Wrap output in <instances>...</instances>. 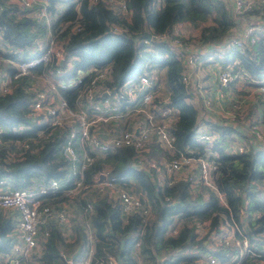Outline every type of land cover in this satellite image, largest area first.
<instances>
[{
	"label": "trees",
	"instance_id": "16d2710c",
	"mask_svg": "<svg viewBox=\"0 0 264 264\" xmlns=\"http://www.w3.org/2000/svg\"><path fill=\"white\" fill-rule=\"evenodd\" d=\"M58 2L62 3L61 8L56 5ZM124 7L126 13L122 14L119 7L114 9L103 0L29 3L0 0V59L5 63L0 61V67L5 65L0 68L1 72L10 75L13 68L8 64L14 63L19 56H29V50L44 49L50 37H53L54 48L61 47L64 51L62 65L68 64L70 75L76 70L109 63L111 79L101 84L111 89H116L127 78L137 77L145 64L165 66L169 90L166 101L176 110V118L169 128L173 143L166 150L153 142L144 157L159 160L175 158L184 152L202 153L206 144L195 139L197 111L186 101L190 91L188 84L182 81L183 59L164 42L151 41L153 49L146 51L139 39L135 42L132 39L147 31L159 37L171 34L188 46V50L206 43L219 44L236 25L233 15L222 0H160L157 7L154 0H124ZM40 12L51 17L45 28L41 27L44 26L42 20L37 21ZM32 13L36 15L32 16ZM177 23L180 26L174 29ZM111 25L123 30L113 34ZM187 27L197 29L194 37L187 36ZM262 40L257 39L245 50L230 43L223 55L224 63H229L224 66H230L232 73L246 77L263 74ZM190 43L196 45L189 46ZM53 64V58L46 64L37 63L28 74L11 81L10 92L0 91V179H3L0 187L27 189L44 185L51 179L64 178L67 174L69 159L63 151L65 129L44 122L34 124L27 115L34 95L32 89H37L31 87V82L38 74H46ZM55 79L63 83L62 78L55 76ZM85 83L87 81L82 79L69 89H58V93L71 106ZM208 126L212 129L210 133L216 134L207 143V148L215 154L213 188L200 186L192 194L182 178L157 185L148 173L130 164L134 154L132 147H116L86 167L83 181L91 183L99 170L108 178L123 177L124 181L131 182V189L136 194L143 195L149 202L151 215L145 218L132 214L122 219L116 205L106 195L96 197L94 192L73 198L61 191L43 195L42 203L50 207L68 203L73 225L71 232L64 236L50 219L45 227L47 236L42 242L41 254L29 263L66 264L59 257V251L63 246L71 245L66 237L78 240L76 237L83 232L86 222L93 235L91 264H101L104 252H113L118 264H198L196 260L204 257H212L217 263L224 264H257L264 258V249L259 251L264 244V149L227 152L228 148L224 149L227 140H232L228 136L230 126L216 121ZM20 127L29 128L18 131ZM89 197L94 200L91 214L81 215ZM16 220L15 210L0 208V254L8 250V234L13 231ZM201 223L206 225L199 232L196 225ZM221 224L231 228L233 239L239 243L242 239L246 241L247 248L242 247V254L239 244L219 242L214 246L207 239L210 233L221 230ZM171 227L176 229L173 235L168 234ZM129 232L137 234L130 236Z\"/></svg>",
	"mask_w": 264,
	"mask_h": 264
},
{
	"label": "built area",
	"instance_id": "2783aa9c",
	"mask_svg": "<svg viewBox=\"0 0 264 264\" xmlns=\"http://www.w3.org/2000/svg\"><path fill=\"white\" fill-rule=\"evenodd\" d=\"M44 0H25V3L39 2ZM106 5L114 9H121L125 14L124 0H103ZM225 7L233 15L236 25L226 33L220 41L222 47L235 44L237 48L249 49L259 38L262 40L264 51V0H222ZM160 0H154V5H158ZM180 26L177 23L174 29ZM110 32L119 33L123 29L119 26L111 25ZM141 43L146 51H152L151 41L164 42L171 47L183 59L184 64L196 60V55L188 46L179 42L176 38L167 34L166 36H155L149 33L148 38H141ZM55 47L53 37H50L48 44L43 49L29 56H19L14 63L12 76H8V82L29 73L37 63L46 64L52 58L54 66L47 70L46 74H38L35 81L46 82L51 90L48 94L41 89H32L34 95L28 106L29 121L34 124L41 122L48 123L51 127L65 129L66 141L63 151L68 157L67 174L61 179H51L44 185L18 189L11 187H0V208L13 209L17 212V220L13 231L9 232V248L0 254V264H30L31 260L38 259L43 247L42 242L47 236L45 229L50 219L56 223L57 227L67 236L72 229V213L68 203H62L59 207H50L42 203L43 195H53L62 192L69 198L80 197L94 192L97 196H104L112 201L117 207V212L125 219L129 215L138 214L142 217H149V202L142 195L139 196L131 188L130 181L124 178L115 179L105 177V172L99 170L91 183L83 181V171L96 158L105 152L112 151L116 147L130 146L134 154L130 158V164L142 171H145L153 179L154 176L162 175L161 171L171 173L166 175L164 183L170 184L174 180L182 178L187 182L188 191L194 193L200 186L213 188L212 172L216 168L214 153L207 148V143L211 141L212 133L202 132L195 135V139L200 143H205L202 153L192 154L184 152L175 158L154 160L144 157V153L149 146L156 142L162 149H170L173 143V135L169 128L172 121L176 118L175 108L168 105L156 94L155 78L146 71H143L137 78H127L118 84L116 89L102 86L101 82L111 79V66L104 64L88 68L84 71H76L69 74L67 63L63 66L64 51L61 47ZM57 66H63L57 68ZM230 66L221 67L217 74V80L222 86L227 85L232 79H239L244 83L257 88L264 93V77H246L241 73H232ZM66 72V73H65ZM264 72V69H263ZM57 78H62L63 83H59ZM84 76V77H83ZM53 80H52V78ZM187 76H182V81L186 83ZM82 79L87 81L83 90L69 106L68 102L61 97L58 89H69L79 84ZM8 83H4L1 92H8ZM221 96V94H220ZM220 99V98H218ZM239 102H243L241 97L229 99V110L224 116L235 119L241 108ZM207 105H206V104ZM210 99H202V105L209 109ZM262 114L246 121V129L255 145L264 144V131L259 127L258 122L264 121V103L261 106ZM41 125V124H40ZM106 126L110 130L104 129ZM28 128V127H24ZM18 131H20L18 129ZM1 132V130H0ZM233 141V137L232 140ZM230 141V142H231ZM231 152H243L250 147L244 144H236L234 147L229 145ZM183 170L182 175H176ZM3 179H0V184ZM61 193V194H62ZM93 197H89L84 202V212L81 215H90L93 208ZM81 215L79 219H81ZM204 225V226H203ZM206 223L196 225V230L202 232ZM216 233H210L208 240L212 244L223 242L224 244H239L247 248L244 239L239 243L231 237V231L223 229ZM84 239V251L80 257V264H91L93 255V235L91 227L85 222L82 228ZM176 233L175 228H169L168 234ZM137 232H129L130 236H135ZM229 235V236H228ZM69 241V238L66 237ZM136 244V243H135ZM248 250V249H246ZM59 257L66 264H74L70 258L59 251ZM207 264H216V260L208 257ZM31 259V260H30ZM101 264H118L116 255L113 252H104L100 259ZM55 264V263H50Z\"/></svg>",
	"mask_w": 264,
	"mask_h": 264
},
{
	"label": "crops",
	"instance_id": "0c3cea01",
	"mask_svg": "<svg viewBox=\"0 0 264 264\" xmlns=\"http://www.w3.org/2000/svg\"><path fill=\"white\" fill-rule=\"evenodd\" d=\"M14 2L18 3V1L15 0ZM56 5H58V7L60 8L63 6L61 2H58ZM31 15L34 16L36 14L32 13ZM40 20H44L43 17L37 19V21ZM186 30H188V33L190 34L197 33V29L192 27L191 28L187 27ZM40 49L42 48H34L32 50H29V52L32 53L37 52ZM192 50L197 58L192 66L191 64L183 65L184 66L183 74L187 76L188 87H189L188 89L190 91L189 92L190 96L186 98V101L191 103L197 111L196 132L197 133L210 132L212 129L208 125L211 124V122L213 121L221 122L222 124H226L230 126L231 132L229 133L230 136L229 135L228 136L229 138H232L234 136L238 137L237 144L247 145L248 147H250V149H255V148L264 149V144H261L262 146L255 145L251 136H249L245 130L247 120L253 117H257L258 114H262L261 106L264 103V93L261 94L257 88H254L253 86L248 85L239 79H232L225 86L219 84L217 80V74L221 69V67H223L226 63L229 62L224 63L225 59L223 58V55H225L227 49L222 47V45L218 44V42L206 43L198 47L196 46ZM249 53L251 54V52ZM209 54L212 56V58L208 56ZM230 62H233V60ZM8 65L11 67V64ZM204 69H206V71H203V73H199L198 75H196V72H198L199 70L202 71ZM1 71L2 70L0 69V91L4 83H9L8 74ZM149 72L155 78L156 81V88H155L156 94L165 101L168 100L169 90L166 84V67L153 65L150 66ZM254 77L256 78L264 77V73L261 75H256ZM38 84L39 82L34 80L31 82V87L37 88ZM202 85H206V87ZM195 87L197 89L196 93L194 91ZM200 90L204 91L205 94L202 93ZM202 94L204 96H207L208 99L211 100L210 107L211 108L213 107V110L205 109L203 107ZM236 96L241 97L243 103H246V105L248 106V111L244 115L245 116L244 122L238 121L236 119H229L228 117L224 116L225 113L229 110L228 100L235 98ZM201 107L203 109H200ZM202 113H204L205 115H202ZM261 129L264 131V124L261 125ZM181 171L183 174V170ZM73 240L74 239H71L67 241V243L68 242L73 243ZM73 244L76 245V242ZM216 244L217 243L213 245L215 246ZM263 245L260 246L261 248L259 249V251H262L264 249ZM217 264H224V263H217ZM257 264H264V258L260 259L257 262Z\"/></svg>",
	"mask_w": 264,
	"mask_h": 264
},
{
	"label": "rangeland",
	"instance_id": "374dc122",
	"mask_svg": "<svg viewBox=\"0 0 264 264\" xmlns=\"http://www.w3.org/2000/svg\"><path fill=\"white\" fill-rule=\"evenodd\" d=\"M9 1H12V2H14V0H9ZM15 1H18L19 3L20 2H23V3H25L24 2V0H22V1H20V0H15ZM59 1H61V0H59ZM63 1H67V0H63ZM37 16L38 17H43V19L44 20H42V23H43V25L44 26H41V27H43V28H45L46 27V25H48L49 23H50V19H51V17H50V15L48 14V13H45V12H40L39 14H37ZM194 35H196V34H193V33H187V36H191V37H194ZM142 38H145V37H142ZM141 39V38H140ZM139 39V40H140ZM140 42H141V40H140ZM39 43V42H38ZM189 46H195V44H193V43H190L189 44ZM31 53V52H30ZM209 57H211L212 58V56L209 54L208 55ZM1 62H3L2 60H0ZM7 64V63H6ZM187 64H191V66L194 64V61H192L191 63H187ZM66 66H68V64L66 65ZM5 67V65L4 64H2L1 65V68H4ZM203 71H206V69H204V70H199L198 72H196V75H198L199 73H203ZM52 78V77H51ZM52 80H53V78H52ZM186 84H188V79L186 78ZM202 86H204V87H206V85H202ZM197 87V86H196ZM196 87L194 88V91H195V93L197 92L196 90ZM38 89H41V90H43L45 93H49V92H51V90L47 87V85H46V82L45 81H43V80H40V82H39V84H38V87H37ZM194 91H193V93H194ZM202 93H204L205 94V92L204 91H202V90H200ZM208 97L207 96H204L203 94H202V99H207ZM198 99H199V97H198ZM206 104V103H205ZM242 104V105H241ZM207 105V104H206ZM239 105H241V108H237V110H239L240 112H238V116L237 117H235V119L236 120H238V121H241V122H244L245 121V114H246V112L248 111V106L246 105V103H241V102H239ZM209 110H213V107L211 108L210 106H209ZM262 112H263V109H262ZM202 115H205L204 113H202ZM258 124H259V127H260V125L261 124H264V121H259L258 122ZM104 129H106V130H110V127L109 126H106ZM205 129V128H204ZM246 130V132L248 133V135L250 136V132L249 131H247V129H245ZM216 134L215 133H212V136H211V138H213L214 136H215ZM229 136H230V134H229ZM237 141H238V137H233V141H231V142H229V141H227V144H226V148H224L225 150L228 148V150H227V152L229 151V152H231L232 150L230 149V146H229V144H231V146H235L236 144H237ZM147 155H148V153H147ZM169 159V158H168ZM152 173H153V179H154V182L157 184V185H162L163 183H164V179L166 180L167 178H166V175L165 174H167V175H169V177H171L172 176V174L171 173H168V172H166V171H161V173H162V175H160V176H158V177H156V176H154V172L152 171ZM163 173H165V174H163ZM182 175V171H180L179 173H176L175 174V176L176 175ZM254 190H255V188H254ZM242 219V218H241ZM223 229H225L226 231H228V229L224 226V227H222ZM77 235V234H76ZM76 239H78V240H73V243H75L76 242V245H74L73 243H71V245L69 246V247H66V246H63L62 248H61V251L65 254V256H67L68 258H70L71 259V261L74 263V264H80L79 263V260H80V257L82 256V254H83V251H84V235H83V232L82 231H80V235H78V237H76ZM204 243L205 242H207L206 240L205 241H203ZM247 244V243H246ZM263 247H264V245H263ZM242 252H243V250H242V246L240 247V253L242 254ZM235 258V256H233L231 259L233 260ZM208 260H209V258L208 257H204L203 259H197L196 261L198 262V264H200V263H204V264H207V262H208ZM216 260V259H215ZM136 264H138V263H136ZM216 264H217V260H216Z\"/></svg>",
	"mask_w": 264,
	"mask_h": 264
},
{
	"label": "clouds",
	"instance_id": "9594fccd",
	"mask_svg": "<svg viewBox=\"0 0 264 264\" xmlns=\"http://www.w3.org/2000/svg\"><path fill=\"white\" fill-rule=\"evenodd\" d=\"M159 5V4H158ZM158 5H155L156 7L158 6ZM147 32V31H146ZM111 33H113V32H111ZM113 34H120V33H116V32H114ZM105 64H109V63H105ZM104 65V64H103ZM11 66H12V68H13V71H14V64H11ZM99 66H102V65H99ZM111 66V65H110ZM150 66H153V65H150V64H145V66H144V68H143V70L141 71V73L143 72V71H146V72H148L149 74H150V72H149V69H150ZM92 67H96V66H89V67H86L85 69H80V70H76V71H84V70H86V69H88V68H92ZM98 67V66H97ZM13 71H12V73L10 74L11 76H12V74H13ZM68 71H71V68L70 69H68ZM75 71V72H76ZM74 72V73H75ZM140 73V74H141ZM139 74V75H140ZM8 76H9V74H8ZM111 76H112V68H111ZM138 76V75H137ZM84 77V76H83ZM135 78H137V77H135ZM17 79V78H16ZM12 80H14V79H12ZM8 85H9V87H10V89H9V91L8 92H10L11 91V89H12V87H13V85L11 84V82L9 81V83H8ZM29 128V127H28ZM28 128H24V127H20V128H18L20 131L21 130H23V129H28ZM9 248V247H8Z\"/></svg>",
	"mask_w": 264,
	"mask_h": 264
},
{
	"label": "water",
	"instance_id": "95a60500",
	"mask_svg": "<svg viewBox=\"0 0 264 264\" xmlns=\"http://www.w3.org/2000/svg\"><path fill=\"white\" fill-rule=\"evenodd\" d=\"M142 37L148 38L149 37V33L144 31L140 35H138L137 37L133 38L132 40H133V42H135L137 39H140Z\"/></svg>",
	"mask_w": 264,
	"mask_h": 264
}]
</instances>
